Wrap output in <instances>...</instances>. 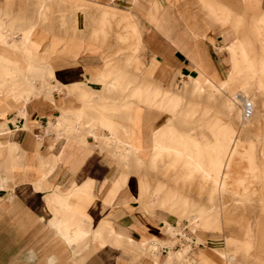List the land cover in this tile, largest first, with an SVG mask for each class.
Here are the masks:
<instances>
[{"label": "crops", "instance_id": "0c3cea01", "mask_svg": "<svg viewBox=\"0 0 264 264\" xmlns=\"http://www.w3.org/2000/svg\"><path fill=\"white\" fill-rule=\"evenodd\" d=\"M94 1L115 7L130 17L110 20L115 34L104 45L92 41L91 30L86 32L80 17L73 20L75 33L56 35L45 29L46 37L40 46L45 50H39V54L45 52L46 67L52 69L53 78L47 79L49 85L58 82L60 90H53L50 97H32L20 109L13 110L11 105L16 103L4 105L0 98V110H11L4 115L0 112V264H185L169 261V248L161 249L155 261L127 241L150 238L165 222L175 225L178 219L167 211L143 210L135 201L133 177L111 193L121 169L113 156L103 150L111 149L103 142V137H111V133L97 123L99 110L111 111L116 103L108 101L112 94L103 92L102 83L95 79L104 73L108 53L118 47L116 26L133 23L138 37L129 36L128 41L137 44L135 59L139 68L133 91L147 90L138 102L144 110L134 127L123 119V114H103L119 123L117 136L121 140H128L123 128L133 129L131 141L138 155L146 160L155 128L166 120L164 112L171 116L178 112L185 85L192 79L202 80L204 75L208 80L230 74L229 47L248 34L246 27L236 26L230 9L245 24L259 18L264 23V0L252 7H247L243 0H217L223 11H228L227 15L201 0H83L92 4ZM29 5V0H0V16L6 19L8 11L12 17H26ZM55 39L60 43L52 51L49 48ZM184 79V85L178 86ZM72 84H81L90 95L89 100L83 102L75 93H69ZM77 108L89 117L85 122L96 121L94 127L85 125L83 133L80 129L69 132V125H64V120L74 123V114L68 110ZM89 129L91 132H87ZM90 185L92 200L85 205L92 228L88 234L87 220H76L70 228L63 221L65 216L58 212L67 207V193ZM68 200L73 205L85 204L76 195H69ZM68 207L73 215H83L80 209ZM101 221L109 222L114 232L124 237L121 245L112 241L101 244L93 237ZM228 227L224 226L223 231L194 229L189 233V258L199 259L201 250L211 261L222 264L214 249L225 247Z\"/></svg>", "mask_w": 264, "mask_h": 264}, {"label": "rangeland", "instance_id": "374dc122", "mask_svg": "<svg viewBox=\"0 0 264 264\" xmlns=\"http://www.w3.org/2000/svg\"><path fill=\"white\" fill-rule=\"evenodd\" d=\"M201 1L221 14H228L217 0ZM243 2L252 7L259 0ZM93 3L29 0L26 17H12L8 11L6 19L0 16V98H3L4 105L13 101L16 105H11V110L20 109L32 97H50L53 90H60L58 82L49 85L47 79L53 78L52 69L46 67L45 52L42 56L39 54V50H45L40 48L46 37L45 29L56 35L75 33L74 21L80 17L85 22L86 32L91 30L92 41L104 45L115 34L109 25L110 20L130 17L108 4ZM230 10L229 15L236 26L246 27L248 33L229 47L230 74L220 79L212 76L208 80L204 75L202 80L192 79L185 85L178 112L174 116L164 112L166 120L155 128L146 160L138 155V149L131 141L133 129L126 131L123 128V135L128 134V140H121L117 136L119 123L103 114L105 111L117 117L123 114V119L134 127L144 110L138 102L147 91H133L139 69L135 59L137 44H132L128 38L132 35L138 37L136 26L133 23L117 25L118 47L108 53L106 69L95 79L102 83L103 92L112 94L108 101L116 105L111 111L101 108L97 124L111 133V137H103L104 145L111 149L103 150L113 156L121 169L112 194L133 177L137 190L135 201L143 210L149 213L155 209L167 211L177 217L178 226L187 225L191 232L196 228L223 231L224 226H229V233H225L229 234L225 237V247L214 249L222 264H264V23L259 18L245 24L243 18L238 17L240 15ZM59 43L60 40L55 39L49 49L56 50ZM131 70L134 73H130ZM186 81L182 80L178 86H183ZM82 87L81 84H72L68 91L85 102L90 95ZM177 88L175 92H179ZM246 100L253 103L254 113L244 120L240 113ZM11 110L3 107L0 112L4 115ZM68 113L75 117L74 123L64 120V125H69V132L80 129L79 132L83 133L85 125L95 126L96 121L85 122L89 117L84 115L82 108L68 110ZM76 188L65 193L67 207L60 209L58 214L65 216L63 221L70 228L76 220H87L86 233L89 234L91 219L85 205L92 200L91 185ZM69 195L83 198L85 204H71ZM68 206L80 209L83 215H73ZM170 226L173 225L165 222L152 237L138 242L127 241L156 261L158 255L150 253L147 246L157 234L162 238ZM93 237L101 244L112 241L117 245H121L124 238L114 232L107 221L100 222ZM165 242L171 246L175 244L168 239ZM189 250L190 246L185 245L168 251V260L185 261V264H218L201 250L199 259L189 258Z\"/></svg>", "mask_w": 264, "mask_h": 264}, {"label": "built area", "instance_id": "2783aa9c", "mask_svg": "<svg viewBox=\"0 0 264 264\" xmlns=\"http://www.w3.org/2000/svg\"><path fill=\"white\" fill-rule=\"evenodd\" d=\"M253 113H254L253 103L249 100H246L241 108V113H240L241 118L244 120L248 119L253 115ZM173 228H174L173 230L174 237L177 240L173 248L180 249L182 246L185 245L190 246L192 244L191 236L189 235V233L192 234V232L188 229L187 225H183L180 227L177 224H175L173 225ZM153 242L154 245L157 246L160 250L162 249L164 251V249H168V246L166 245H159L160 244L159 241L153 240Z\"/></svg>", "mask_w": 264, "mask_h": 264}, {"label": "bare ground", "instance_id": "6f19581e", "mask_svg": "<svg viewBox=\"0 0 264 264\" xmlns=\"http://www.w3.org/2000/svg\"><path fill=\"white\" fill-rule=\"evenodd\" d=\"M171 227V229H166L165 230V233L163 234V239L162 238H159V236H160V234H157V236H155V237H153L152 239H151V242H150V244L147 246V249H148V251L150 252V253H152V254H155V255H159V252H160V249L157 247V246H155L154 245V242H153V240H156V241H159V245H166V246H168V251L170 252L171 250L173 251L174 249H173V246H171L170 244L168 245L166 242H165V240H171V242H175L176 243V239H175V237H174V233H173V230H174V228H173V226H170Z\"/></svg>", "mask_w": 264, "mask_h": 264}]
</instances>
